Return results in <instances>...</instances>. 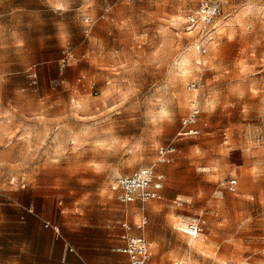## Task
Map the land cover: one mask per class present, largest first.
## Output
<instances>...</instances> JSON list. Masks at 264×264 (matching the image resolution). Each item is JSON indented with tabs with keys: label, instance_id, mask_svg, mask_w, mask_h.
I'll return each instance as SVG.
<instances>
[{
	"label": "rangeland",
	"instance_id": "obj_1",
	"mask_svg": "<svg viewBox=\"0 0 264 264\" xmlns=\"http://www.w3.org/2000/svg\"><path fill=\"white\" fill-rule=\"evenodd\" d=\"M201 1L0 0V264H56L71 227L138 220L112 186L169 142L149 260L264 264V0H224L204 38L185 23ZM193 104L199 133L178 135Z\"/></svg>",
	"mask_w": 264,
	"mask_h": 264
},
{
	"label": "built area",
	"instance_id": "obj_2",
	"mask_svg": "<svg viewBox=\"0 0 264 264\" xmlns=\"http://www.w3.org/2000/svg\"><path fill=\"white\" fill-rule=\"evenodd\" d=\"M224 0H202L197 7L191 10L186 16V25L189 30H197L201 38H204L213 26L214 19L220 14L221 3ZM89 21V18L85 19ZM201 51H205L204 45H199ZM189 88H197V82L192 81ZM199 109L193 104L190 112L182 119L181 129L178 135L194 136L199 133L196 126L199 117ZM176 146L173 142L161 145L157 149L156 163L169 164L173 161ZM153 163L150 166L140 167L130 174L118 176L112 186L115 197L120 203H128L131 199L137 198L142 206L162 197L164 173L157 172ZM236 181L229 182V188L233 189ZM148 223L147 215L143 214L139 222L131 225L127 221L119 223L123 232L119 235L120 245L111 248L112 252L121 253L128 257L130 264H154L149 260V243L144 235H133L132 228L143 230ZM183 232L191 236H197L202 232L201 223L193 219L185 224Z\"/></svg>",
	"mask_w": 264,
	"mask_h": 264
},
{
	"label": "crops",
	"instance_id": "obj_3",
	"mask_svg": "<svg viewBox=\"0 0 264 264\" xmlns=\"http://www.w3.org/2000/svg\"><path fill=\"white\" fill-rule=\"evenodd\" d=\"M157 172L161 171L157 170ZM164 183L165 178L163 181V188ZM163 188L161 191L162 195ZM136 203L138 210L140 211L139 219L136 221H130L127 215H125L123 218L119 217L121 219H118L112 223L109 222L107 224H88L71 227L73 232H75L73 238L77 239V241L69 242L66 239H63L59 256L58 258H56V264H130L126 255L112 252L111 248L120 245L119 235L123 232V229L120 227L119 223L121 221H127L131 225H135L139 222L141 216L145 213L144 207L142 206L140 200H138L137 198H133L128 203L124 204ZM143 230H139L136 227H133L132 234L143 235ZM147 241L149 243L150 251V241ZM151 262L157 264L154 261Z\"/></svg>",
	"mask_w": 264,
	"mask_h": 264
},
{
	"label": "bare ground",
	"instance_id": "obj_4",
	"mask_svg": "<svg viewBox=\"0 0 264 264\" xmlns=\"http://www.w3.org/2000/svg\"><path fill=\"white\" fill-rule=\"evenodd\" d=\"M178 19H180V18H178ZM194 56H195V52L193 51V49H190L189 51H187L183 55H181V58L178 62L176 73H175L176 79L179 76L185 75L187 73V71L189 70V67L191 65V61H192ZM166 113H167L166 107L164 106L163 103H160V105L157 107V115L162 116Z\"/></svg>",
	"mask_w": 264,
	"mask_h": 264
},
{
	"label": "clouds",
	"instance_id": "obj_5",
	"mask_svg": "<svg viewBox=\"0 0 264 264\" xmlns=\"http://www.w3.org/2000/svg\"><path fill=\"white\" fill-rule=\"evenodd\" d=\"M61 7H62V5H61Z\"/></svg>",
	"mask_w": 264,
	"mask_h": 264
}]
</instances>
